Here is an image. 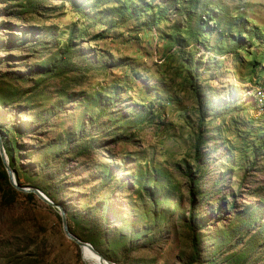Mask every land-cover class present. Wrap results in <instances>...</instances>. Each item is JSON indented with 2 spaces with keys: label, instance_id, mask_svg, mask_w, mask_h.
<instances>
[{
  "label": "rangeland",
  "instance_id": "1",
  "mask_svg": "<svg viewBox=\"0 0 264 264\" xmlns=\"http://www.w3.org/2000/svg\"><path fill=\"white\" fill-rule=\"evenodd\" d=\"M0 135L115 264H264V0H0ZM27 194L0 264H87Z\"/></svg>",
  "mask_w": 264,
  "mask_h": 264
},
{
  "label": "water",
  "instance_id": "2",
  "mask_svg": "<svg viewBox=\"0 0 264 264\" xmlns=\"http://www.w3.org/2000/svg\"><path fill=\"white\" fill-rule=\"evenodd\" d=\"M0 155L2 157L3 163L5 165L6 168V172L8 174L10 183L19 191L21 192H25V193H33L35 194L38 198H40L43 202L57 208L60 210L61 212V216H62V220H63V227H64V231L66 233V235L73 240L75 243H77L80 247H89L92 250H94L100 257L101 259L104 261H107L109 264H115L114 262L107 260L104 256H102L97 250H95V248L87 242H83L81 240H79L74 234L71 233V231L69 230V226L67 223V218H66V214L65 211L63 209V207L61 205H58L56 203H54L51 199H49L41 190L34 188V187H28V186H22L21 184H19L13 170L11 169L10 165H9V161L7 159V156L5 154V150L3 147V142H2V138L0 135Z\"/></svg>",
  "mask_w": 264,
  "mask_h": 264
},
{
  "label": "bare ground",
  "instance_id": "3",
  "mask_svg": "<svg viewBox=\"0 0 264 264\" xmlns=\"http://www.w3.org/2000/svg\"><path fill=\"white\" fill-rule=\"evenodd\" d=\"M83 249V257L87 264H109L103 261L101 257L89 247H81Z\"/></svg>",
  "mask_w": 264,
  "mask_h": 264
},
{
  "label": "trees",
  "instance_id": "4",
  "mask_svg": "<svg viewBox=\"0 0 264 264\" xmlns=\"http://www.w3.org/2000/svg\"><path fill=\"white\" fill-rule=\"evenodd\" d=\"M10 166L13 167V165H12V161L10 162ZM17 180H18V177H17ZM27 195H29V196H33V194H31V193H30V194H27Z\"/></svg>",
  "mask_w": 264,
  "mask_h": 264
}]
</instances>
